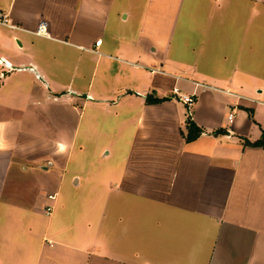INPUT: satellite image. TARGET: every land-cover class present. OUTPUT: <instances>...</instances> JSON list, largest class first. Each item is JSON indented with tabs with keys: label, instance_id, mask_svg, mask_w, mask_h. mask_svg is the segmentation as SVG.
<instances>
[{
	"label": "crops",
	"instance_id": "obj_1",
	"mask_svg": "<svg viewBox=\"0 0 264 264\" xmlns=\"http://www.w3.org/2000/svg\"><path fill=\"white\" fill-rule=\"evenodd\" d=\"M0 9V264H264V0Z\"/></svg>",
	"mask_w": 264,
	"mask_h": 264
},
{
	"label": "built area",
	"instance_id": "obj_2",
	"mask_svg": "<svg viewBox=\"0 0 264 264\" xmlns=\"http://www.w3.org/2000/svg\"><path fill=\"white\" fill-rule=\"evenodd\" d=\"M0 26H6V27H10V28H16V26L13 24L11 18H10V14L8 12H5L3 10L0 9ZM38 34L41 35H47V28L46 25L44 23H42L37 31ZM101 42H97L96 44L99 45ZM0 63L1 65H3V67L5 68V70H2L0 73V78H4L6 75V71L11 70L12 69V65L9 63H6L5 61H2V58H0ZM174 93L176 95L179 96V99H181L187 106L188 109L191 111V106L194 104V102L196 101V94H182L180 92V90L178 88L174 89ZM234 117V114L231 113L229 115V120L231 121ZM51 199H55V196H50ZM54 207L53 206H48L46 208V212L48 215H51L53 213Z\"/></svg>",
	"mask_w": 264,
	"mask_h": 264
},
{
	"label": "trees",
	"instance_id": "obj_3",
	"mask_svg": "<svg viewBox=\"0 0 264 264\" xmlns=\"http://www.w3.org/2000/svg\"><path fill=\"white\" fill-rule=\"evenodd\" d=\"M202 132V129L197 126V124L192 120L191 117L188 119V133H187V140L191 141L196 139ZM244 143L246 145L251 146H263L264 147V137L261 140L251 142L250 140H245Z\"/></svg>",
	"mask_w": 264,
	"mask_h": 264
}]
</instances>
